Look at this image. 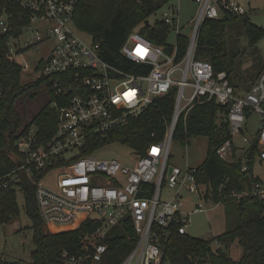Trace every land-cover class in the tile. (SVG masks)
I'll use <instances>...</instances> for the list:
<instances>
[{"label":"built area","instance_id":"obj_1","mask_svg":"<svg viewBox=\"0 0 264 264\" xmlns=\"http://www.w3.org/2000/svg\"><path fill=\"white\" fill-rule=\"evenodd\" d=\"M13 1L27 12V20L20 27L12 6L0 8V67L4 59L16 63L15 55L54 40L37 69L40 77L49 79L50 97L57 96L50 99L57 110V128L49 140L40 143L39 126L22 125L16 142L21 159L13 172L0 176V194L11 189L24 194L27 178L35 187L49 231L75 229L89 219L98 222L95 230L81 237L77 252H63V264H104L110 250V232L123 223L133 226L138 242L121 264H170L161 238L172 229L187 234L193 214L187 208L188 195L211 194L207 184L198 182L197 167L169 164L180 117L186 118L197 101L216 99L224 108L232 135V140L218 149L219 157L232 159L235 137L251 145L258 136V158L264 161V64L249 88L241 91L227 71H216L210 61L196 56L204 20L244 15L246 6L237 0H195L199 10L188 36L182 34L180 8L171 5V14L164 13L161 21L169 26V34L177 35V44L154 43L142 32L143 27L156 22L148 19V25L143 21L130 32L120 48L125 62L117 65L105 59L101 45L91 34L76 26L74 16L81 0ZM12 29L18 33L11 34ZM183 38L189 43L181 53ZM5 90L0 80V99ZM171 92L175 93V105L166 135L150 143L143 156L132 148L124 158L97 155L101 148L117 142L89 152L92 144H98ZM248 110L260 117V128L254 136L243 134ZM247 169L244 159L243 170ZM233 195L264 199V180ZM214 244L223 248L218 240Z\"/></svg>","mask_w":264,"mask_h":264},{"label":"trees","instance_id":"obj_2","mask_svg":"<svg viewBox=\"0 0 264 264\" xmlns=\"http://www.w3.org/2000/svg\"><path fill=\"white\" fill-rule=\"evenodd\" d=\"M166 0H81L74 16L76 26L91 34L101 45L106 60L122 65L125 58L120 53L130 32L141 22L147 20L159 10ZM12 6L17 12L18 26L27 20V12L13 0H0V8ZM26 15V16H25ZM245 15V14H244ZM244 15H226L219 19L204 20L199 34L196 56L210 61L216 71H227L232 83V73L237 63L240 50L231 48L228 40L229 29ZM20 17L22 19H20ZM244 28L250 44L256 45L264 36V29L244 20ZM142 32L154 43L165 45L169 34V26L163 21H156L153 26H145ZM12 29L11 34H17ZM189 40L180 41L181 53H184ZM258 62L248 76L250 84L256 79L263 59L254 49ZM54 78V77H53ZM0 80L6 90L0 99V176L13 172L21 159L16 142L19 130L23 125L20 113L16 109L18 97L27 89L38 86L48 78L39 77L36 81L23 85L21 82V67L18 63L4 59L0 67ZM250 86V85H249ZM249 86L246 88L248 89ZM37 93L30 94L34 99ZM57 96L52 94L51 100ZM175 105V93L158 98L153 105L140 116L131 117L128 124L108 133L98 144H92L89 152H95L99 145L106 143H121L143 156L147 146L153 141L163 139L172 120ZM224 108L216 99H201L197 101L187 117L181 116L177 123L174 139L183 141L193 136H208L209 148L205 161L198 166V182L207 184L211 189L208 196L216 203L227 202V228L219 236L202 239L180 234L177 229L161 238V246L165 259L170 264H264V199L254 195L237 197L234 192L242 193L251 188L253 182L261 180L254 175V164L259 157L258 142L254 141L245 156L236 153L232 143V159L222 160L218 149L227 141L232 140L229 122L223 116ZM37 124L40 128V143H45L55 133L57 128V110L47 103L27 123V126ZM244 159L247 160V170H243ZM24 208L32 221L34 230L33 241L36 249L32 252V264H63L62 254L65 250L77 252L80 249L81 237L95 230L98 222L89 219L78 228L51 232L46 228L41 216L35 187L24 178ZM0 224L19 214L18 191L11 189L0 194ZM221 242L223 248H214L215 241ZM138 242V237L131 224H120L110 232L108 257L104 264H121ZM237 242L243 249L239 259H233L227 252L230 246ZM226 247V249H225ZM0 264H25L21 260H6L0 258Z\"/></svg>","mask_w":264,"mask_h":264},{"label":"rangeland","instance_id":"obj_3","mask_svg":"<svg viewBox=\"0 0 264 264\" xmlns=\"http://www.w3.org/2000/svg\"><path fill=\"white\" fill-rule=\"evenodd\" d=\"M237 1L246 6L247 13L229 29L228 40L231 48L240 50L232 77L234 82L238 84L237 86L240 90L244 91L250 85L248 73L254 70L258 62L255 58L254 49L258 51L259 58L264 60V36L256 45L252 46L245 32L244 20L248 18L252 23L264 29V12H258L259 10H264V0ZM171 5L180 8L179 19L182 26V34L189 36L199 10V4L195 0H166L164 5L148 19L152 22L161 21L164 13L171 14ZM85 37L88 38V36ZM177 42L178 37L175 33L168 34L167 44L176 45ZM54 43V40H46L15 55V61L21 67V82L23 85H28L40 77L41 73L38 71L37 66L42 59L46 58ZM32 93H37L34 99L30 97ZM50 99L47 81L24 91L16 101V109L20 113L23 124L32 120L50 102ZM259 128V115L252 110H248L243 134L254 136L257 134ZM234 145L236 147V153L240 156H245L247 148L250 147V143L244 142L242 137H235ZM208 148V136H193L186 141L173 139L169 164L178 165L182 168L186 166L198 167L205 161ZM129 153H131L130 147L120 143H114L101 148L97 152V155L104 158H124ZM231 153H233V149ZM254 175L264 180V161H260L259 158L254 164ZM209 195L207 194L205 196L203 193L200 195L192 193L187 196V208L193 211L190 224L187 226V233L190 236L210 239L226 231V206L228 204L227 202L216 203L210 197L208 198ZM164 197H167L166 190H164ZM24 202V194L19 190V214L11 217L9 221L0 224V258L6 260H21L25 264H32V252L36 249V245L33 241L34 230L31 227L32 221L25 211ZM214 248H217L216 244H214ZM227 252L233 259L237 260L242 256L243 249L235 242L229 247Z\"/></svg>","mask_w":264,"mask_h":264},{"label":"water","instance_id":"obj_4","mask_svg":"<svg viewBox=\"0 0 264 264\" xmlns=\"http://www.w3.org/2000/svg\"><path fill=\"white\" fill-rule=\"evenodd\" d=\"M258 12H259V13H262V12H264V10H259ZM145 23L148 25V24H149V20H148V19L145 20ZM254 140H255V141H258V140H259V137H258V136H255V137H254ZM171 169H172V167H170V171H171Z\"/></svg>","mask_w":264,"mask_h":264},{"label":"crops","instance_id":"obj_5","mask_svg":"<svg viewBox=\"0 0 264 264\" xmlns=\"http://www.w3.org/2000/svg\"><path fill=\"white\" fill-rule=\"evenodd\" d=\"M263 64H264V60H263ZM263 66V65H262ZM262 68V67H261Z\"/></svg>","mask_w":264,"mask_h":264},{"label":"bare ground","instance_id":"obj_6","mask_svg":"<svg viewBox=\"0 0 264 264\" xmlns=\"http://www.w3.org/2000/svg\"><path fill=\"white\" fill-rule=\"evenodd\" d=\"M55 230L58 229V228H54Z\"/></svg>","mask_w":264,"mask_h":264}]
</instances>
